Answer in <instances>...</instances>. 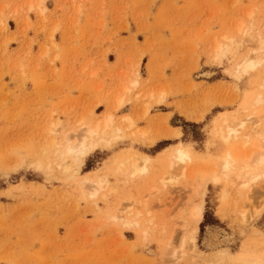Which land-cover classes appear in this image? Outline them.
<instances>
[{"label":"rangeland","instance_id":"1","mask_svg":"<svg viewBox=\"0 0 264 264\" xmlns=\"http://www.w3.org/2000/svg\"><path fill=\"white\" fill-rule=\"evenodd\" d=\"M31 1L0 0V264H194L184 219L201 175L163 171L154 193L146 178L112 177L118 192L108 204L83 195L81 184L107 176L112 159L131 152L158 158L183 145L203 162L220 156L207 126L223 113L244 119L258 86L255 75L232 78L230 59L215 63L210 43L252 8L263 13L264 0H47L44 17L29 11ZM256 39L243 37L241 50L256 48ZM205 72L214 77L199 78ZM122 97L112 113L124 134L111 149L90 156L78 175L44 160L53 124H62L57 137L77 135L82 121L102 122ZM208 190L195 250L212 258L225 249L212 264H264V217L241 223L222 190ZM133 201L147 206L144 221L154 220L147 236L110 220ZM215 235L227 241L209 243ZM170 240L175 257L165 250Z\"/></svg>","mask_w":264,"mask_h":264},{"label":"bare ground","instance_id":"2","mask_svg":"<svg viewBox=\"0 0 264 264\" xmlns=\"http://www.w3.org/2000/svg\"><path fill=\"white\" fill-rule=\"evenodd\" d=\"M47 0L30 2L29 11L36 12L44 17L47 14ZM256 13V14H255ZM264 12L252 8L246 14V21L239 24L233 33L224 32L219 38H214L210 43L211 56L215 63L221 64L227 58L231 66L227 73L238 82L255 75L258 93L245 107V117L240 114L223 113L215 117L207 126L211 139H215L221 146L222 153L218 157L208 155L207 162L201 161L189 146L179 145L164 151L158 158L145 154L131 152L123 157H114L109 167L107 176H99L93 181L82 182L83 195L93 201L101 200L108 204V198L118 192V187L109 182V178H122L125 182L139 181L143 178L149 180L150 192L159 191V184L164 183L159 174L163 171L172 175L179 172V177L187 179L201 175L203 185L194 190L196 202H193L186 211L184 219V242L190 244L193 252L194 264L222 263L227 257L225 249L219 250L212 258L203 252L196 251L197 236L205 217V199L211 186L215 190H222L225 205H231L236 218L244 224L249 221L260 220L264 217ZM263 17V19H261ZM261 19V20H260ZM258 20V21H257ZM29 25V20H28ZM256 36V48L243 52L242 40L245 36ZM52 40L54 37L52 36ZM211 72L202 73L199 78L211 79ZM135 86L137 83L135 82ZM125 98L117 99L116 105L103 116V121L95 119L82 121V127L77 135L63 134L57 137L61 122H57L49 129L50 140L42 149L41 154L49 165L65 174L78 175L86 160L93 154L108 150L113 144L122 139L124 130L122 125L116 123L113 113L125 105ZM162 100L158 105H162ZM203 117L195 120L188 117L189 121L199 122ZM128 130L134 127L132 118H124ZM151 131L142 132L137 138L145 139ZM136 136V135H135ZM178 134H172L173 138ZM152 145L155 144L153 140ZM211 143L208 144V147ZM108 206V205H107ZM120 213V212H119ZM122 216L112 215L110 220L120 222L128 230H142V235L147 236L149 226L153 219L144 221L145 215L149 216L147 206L133 201ZM227 238L215 235L209 238V243L223 244ZM172 240L165 245L169 251L168 257H175V250H171ZM251 264H262L260 259H254Z\"/></svg>","mask_w":264,"mask_h":264},{"label":"crops","instance_id":"3","mask_svg":"<svg viewBox=\"0 0 264 264\" xmlns=\"http://www.w3.org/2000/svg\"><path fill=\"white\" fill-rule=\"evenodd\" d=\"M170 132L177 133V134L181 135V133H180V131L178 129H174V128H171V127H170Z\"/></svg>","mask_w":264,"mask_h":264}]
</instances>
